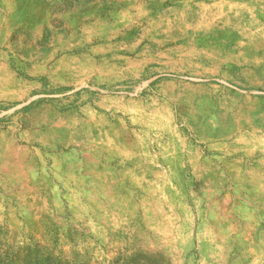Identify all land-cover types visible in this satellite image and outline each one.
Instances as JSON below:
<instances>
[{"label":"rangeland","instance_id":"rangeland-1","mask_svg":"<svg viewBox=\"0 0 264 264\" xmlns=\"http://www.w3.org/2000/svg\"><path fill=\"white\" fill-rule=\"evenodd\" d=\"M0 264H264V0H0Z\"/></svg>","mask_w":264,"mask_h":264}]
</instances>
